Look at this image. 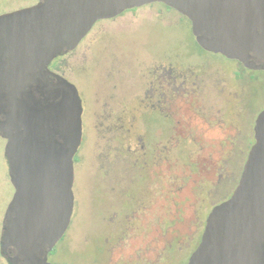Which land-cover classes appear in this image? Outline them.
Instances as JSON below:
<instances>
[{
    "label": "water",
    "instance_id": "1",
    "mask_svg": "<svg viewBox=\"0 0 264 264\" xmlns=\"http://www.w3.org/2000/svg\"><path fill=\"white\" fill-rule=\"evenodd\" d=\"M154 2L186 16L205 50L264 70V0H36L0 14V137L14 190L0 248L10 264H61L47 256L73 212L83 106L49 64L97 21ZM253 132L237 185L212 207L184 264H264V109Z\"/></svg>",
    "mask_w": 264,
    "mask_h": 264
},
{
    "label": "rangeland",
    "instance_id": "2",
    "mask_svg": "<svg viewBox=\"0 0 264 264\" xmlns=\"http://www.w3.org/2000/svg\"><path fill=\"white\" fill-rule=\"evenodd\" d=\"M35 2L36 0H0V13ZM158 6L159 3H154L142 6L136 11L128 10L111 20L97 21L72 52L59 59L55 58L49 66H59L62 74L78 89L83 106L82 138L74 156V212L65 236L55 245L56 250L48 255L49 262L105 264V254L98 245L102 240L100 236L104 227L98 217L105 201L97 176L104 159L113 158L115 153L116 132L113 128L108 129V124L121 103L129 102L132 96H138L139 101L143 100L147 81L145 71L149 61L140 65L137 79V60L149 58L147 51L155 55L175 49H178L179 54L190 48L198 51L187 20L177 16L178 19L175 13H168ZM205 54L201 55L208 56ZM208 57L235 74L239 72L242 86L233 93V100L239 102V105L235 103L231 109L233 111L229 110L235 113V121L240 124V137L236 138L234 146L219 142L226 133L237 132L236 128L227 129L226 126L217 125L215 120L223 115L196 113L194 110L188 112L185 107L188 102H174V105H180L172 113L175 120L178 123L184 121L191 124L200 134L201 144L185 147L187 152H192L185 165L173 154L170 159V173L173 180L179 170L188 172L189 169L197 168L202 184L200 191L203 218L213 206L224 201L237 185L253 144L254 121L264 109V71L248 70L238 62L225 59L219 54ZM206 117L214 123H206L203 120ZM4 144L5 140L0 137V235L3 214L14 191L3 153ZM113 167L114 165L111 168ZM194 178L193 174L191 179ZM194 212L193 207L186 210L185 235L188 240L195 231ZM175 232L171 228V240L176 239ZM159 241L147 249L150 259L144 255L139 258L142 264H184L195 247L194 241H186V244L172 241L169 251L160 259L163 243L162 240ZM148 242L152 243V240ZM113 244L111 242L108 245V264H141L134 254L139 245L135 239L125 240L122 245L112 248ZM156 247L160 248L159 255L154 251ZM0 264H5L1 257Z\"/></svg>",
    "mask_w": 264,
    "mask_h": 264
},
{
    "label": "flooded vegetation",
    "instance_id": "3",
    "mask_svg": "<svg viewBox=\"0 0 264 264\" xmlns=\"http://www.w3.org/2000/svg\"><path fill=\"white\" fill-rule=\"evenodd\" d=\"M154 3H159L158 7L163 8L166 12L170 13L169 11H171L175 13L176 17L187 20L192 40L198 47V51L190 48L179 54L178 49H175L173 51L166 50L157 55L147 51L149 58L137 60V79L140 65L149 61L145 71L147 81L143 100L139 101L138 96H132L129 102L121 103L108 124V129L113 128L116 132L114 137L115 153L113 158L104 159L99 176H97L105 201V206L98 217L99 221L104 224L100 236L102 240L98 245L102 248V253L105 254V264H108L110 249L108 245L111 242H114L111 245L114 247L122 245L125 240L135 239L137 244L141 241L142 243L137 245L134 251L137 261H139L142 255L150 259L147 256V249L154 246V243L158 244L159 240H162L163 243L160 259L165 257L164 254L169 251L172 241H181V244H186V241H194L195 247L200 241L208 214L203 218L200 191L202 184L197 168L189 169L188 172L179 170L172 180L170 159L175 154V157L182 160L185 165V162L192 156V152H187L185 147L201 144V136L191 124L184 121L178 123L175 120L172 113L176 111L174 110L176 107L180 106L174 105L175 100H180L183 103L188 102V105L185 104L188 112L194 110L196 113L204 112L209 115L220 113V116L223 115L222 118L215 120L217 125L221 124L227 129L236 128L237 132L235 134L226 133L219 141L221 144L234 146L236 138L240 137V124L235 121V113L231 112L235 103L239 105V102L233 100V93L242 86L238 77L240 74L239 72L235 74L208 56L219 54L225 59H234L202 48L197 43L192 33L191 22L186 16L164 3ZM140 7L127 9L119 15L128 10L136 11ZM119 15L102 20H111ZM204 53L208 56L201 55ZM66 54L64 53L56 59ZM234 61L243 66L239 61ZM243 68L246 67L243 66ZM50 70L66 78L59 66L50 68ZM244 81L246 80L244 79ZM181 108H184L183 105ZM212 110L215 111L212 112ZM229 110L231 111L229 112ZM203 120L208 124L214 123L207 117ZM252 138L254 143V132ZM113 165L114 167L111 168ZM193 174L195 178L191 179ZM190 207H193L195 211V231L188 240L185 235V215L186 210ZM69 225L59 241L65 236ZM171 228L176 230V239L174 240H171L170 237ZM150 240L152 243L148 242ZM53 250H56L55 246L49 254L53 253ZM154 251L159 255L160 248L156 247ZM0 257L3 258L5 264H10L8 253H3L1 248ZM139 262L141 263V261Z\"/></svg>",
    "mask_w": 264,
    "mask_h": 264
}]
</instances>
